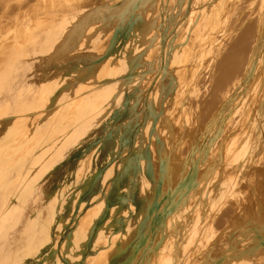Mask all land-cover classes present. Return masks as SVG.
Returning a JSON list of instances; mask_svg holds the SVG:
<instances>
[{
  "label": "bare ground",
  "instance_id": "1",
  "mask_svg": "<svg viewBox=\"0 0 264 264\" xmlns=\"http://www.w3.org/2000/svg\"><path fill=\"white\" fill-rule=\"evenodd\" d=\"M159 1L0 0V264H21L20 256L35 255L49 240L51 254L31 264H78L79 255L81 264H114L128 241L132 250L118 264H138L140 257L142 264H264V182L255 181L264 162V134L257 131L264 127V0L243 8L257 15L256 37L237 80L227 85L228 108L220 103L205 124L192 121L195 110L185 100L197 97L201 75L209 83L215 77L213 63L236 33L229 25L233 4L197 0L196 18L188 16L192 24L179 39L171 31L184 17L185 0H170L164 16ZM189 34L197 37L193 43ZM36 65L58 69L36 80ZM130 87L133 93L122 104ZM234 112L237 123L227 127ZM219 115L226 122L219 128L232 131L210 150L213 144L199 132L211 130ZM140 119L144 123L128 147L120 136ZM96 127L103 128L102 139L84 146ZM106 144L100 171L95 159ZM184 147L212 152L208 161L218 160L221 151L223 167L229 171L239 162L242 179L218 186L215 171L211 181L182 182L200 157L183 154ZM138 148H147L143 157L151 167L144 173L145 192L134 188L123 200L128 167L141 163ZM75 150L72 180L47 186V177ZM98 178L101 186L93 191ZM187 193L201 197L184 199ZM40 195L46 200L35 203ZM29 197L31 211L16 228ZM227 203L230 215L216 227ZM85 207L90 215L75 220ZM73 222L55 245L60 231L50 235V227L58 231ZM117 226L124 229L108 236L107 228ZM100 240L109 244L98 247Z\"/></svg>",
  "mask_w": 264,
  "mask_h": 264
},
{
  "label": "rangeland",
  "instance_id": "2",
  "mask_svg": "<svg viewBox=\"0 0 264 264\" xmlns=\"http://www.w3.org/2000/svg\"><path fill=\"white\" fill-rule=\"evenodd\" d=\"M229 3L233 4V11L230 14V21H229V25H232L236 31L235 35L230 39V41L228 42V48L224 51V53L222 55H220L216 61L213 63V69L215 70V77L212 79L211 83L208 82L209 77L208 75L206 77H200V81L197 85V88H199L198 90V94L197 97H194V95H192V98H190L188 101L185 100V104L186 105H191L195 110L194 114L192 115V121L198 124H205L208 121L211 120L212 116H214L215 110L218 107V105L220 103H223V107L224 110L225 108H228L231 100L230 99H224V94L227 91V85L232 86V84L237 80L238 76L241 73V70L244 67V58L246 56V54L250 51V48L252 46V43H254V39L256 37V28L258 25V20H257V15L254 12V9H252L250 12L244 11L243 8L247 7V4L249 2H252L254 0H228ZM174 3V1H172ZM170 2V0H160L159 1V8L162 9L160 14L162 16L165 15L166 10L171 7L173 5V3ZM27 4H31L32 0H27L26 2ZM169 3H171L169 5ZM4 5L5 3L0 2V10L2 11L4 9ZM201 5V3H198L197 0H185V4L183 5V15H182V20L181 22L178 23V25L176 26V28L173 29V31H171V34L173 35L176 34L177 38H181L182 35L186 34V27L187 25H191L192 21L190 19H188V16L191 17V19L193 18L195 20L196 15L198 13V9L199 6ZM247 13V14H246ZM189 17V18H190ZM190 35V34H189ZM171 36V35H170ZM169 36V37H170ZM263 38L262 40H260L261 43H264V35H262ZM193 37V38H192ZM197 37L193 36V34L190 35L189 43H193V41L196 39ZM191 45L186 46L184 49L186 50L185 52L188 54L189 53V48ZM74 65V61H68L67 63V67L65 68H72V66ZM43 67L36 65L35 71H34V77L36 80H39L40 78H42V75L44 72H46L49 76L53 75L56 73L58 67L56 66H50L49 68L45 69V71H43ZM115 76H118V71L114 72ZM180 77L183 78L184 77V72H182L180 74ZM236 87V91H237ZM239 91L241 90V86L238 88ZM134 87H130L125 93H124V97L122 99V104H124L126 102V99L128 96H131L133 93ZM234 89H231V91ZM235 91V92H236ZM238 91V92H239ZM238 92H236L235 94H238ZM179 101H181L179 99ZM236 99L234 100L233 104L235 103ZM237 102V101H236ZM128 104L124 105V109L127 108L128 109ZM240 104V103H239ZM114 107L116 108L117 105L113 104ZM260 105H264V103H260ZM130 106V105H129ZM230 108V107H229ZM233 108V107H232ZM234 109V108H233ZM232 109V110H233ZM236 110V109H235ZM228 115H230V113H228ZM264 116V114H263ZM238 118V113L234 112L232 114V119L230 120V124L227 125V127H232L233 125H235L237 123V119ZM142 119L139 120L138 124H132L131 127L125 131H123V135L120 136V138L122 140H124V143L127 144L128 147H130L133 144V140L136 137V134L138 132L139 127H141L143 125V120ZM224 120V115H219L218 119L215 120L213 122V128L211 130H201L199 133L200 135L204 136L205 141H208V143L213 144V146L210 147V150H214L215 144H217L222 136L224 134H228L230 133L232 130H227L225 129H221L219 128V126H223L226 124ZM258 133L260 134H264V127L263 124H260V126L258 127ZM104 134L103 128L102 127H96L95 129H93L92 131H90L84 138V146H88L90 145V143L94 142V141H98L99 139H102ZM202 136V137H203ZM126 140V142H125ZM125 145H123L122 143L119 146V149L122 150L124 149ZM109 148V144H106L104 147H102V150L97 154L96 159H95V164L101 166L99 169L100 171H103L104 167H102L106 162H105V153L107 151V149ZM250 148V147H249ZM248 148V153L249 154H254L256 151H251V149ZM128 151V150H126ZM147 148H138L137 153L140 156V162L138 165L136 164H130L129 165V172L131 175H128L127 177L124 178L123 180V187L121 189V197L122 199H126L127 197H129L132 194V190L134 188H137V192L139 194L145 192V187H146V180L144 179V173L151 169V167L149 165H147L145 163V161H147V157H143L147 155ZM261 152H264V146L262 147ZM186 153L188 154L190 157L198 154L200 155V157L197 160V164L194 166L193 164H191L190 167V172H189V178L185 181V180H181L182 182H187L188 180H194L196 182H201V181H211L212 177L211 174L214 173L215 171L218 172L219 176L216 177L215 181L217 182V185L220 186L223 184V186H229L230 183L233 182H237V180H241L242 177L239 176V167L238 164L239 162H237V164H235L232 168L229 169V171L227 169H225L223 167V164L225 163L222 158V153L221 151H217V154L219 155V159L215 160V161H208L206 160L209 155H211L212 152H207L204 151V149H202L201 151H195V150H189L187 149L186 152V148H183V154ZM73 154V156H70L69 159L64 162L63 164H61L55 171H53L46 179V185L47 186H51L52 182H67V181H71L72 180V170L73 168H75L76 166H78V162H77V157L79 155L78 151H74L72 153H70V155ZM124 154V153H123ZM125 154H127V152H125ZM131 154V151L128 153ZM133 155V153L131 154ZM264 157V155H263ZM143 161V162H142ZM229 164V163H228ZM207 165L209 167L208 170L205 171L204 166ZM199 170H197L196 168H200ZM200 171H205L203 172V174H200L197 176V173ZM196 173V176H195ZM56 174V175H55ZM11 177V175H9ZM66 178V179H65ZM144 179V180H143ZM255 181L257 183L258 186H260V184L262 182H264V162H260L258 169L256 170V176H255ZM101 178H98L96 180V182L93 185V191H97L100 186H101ZM44 181H42L39 186H41L42 188H44L45 186ZM130 186L131 189H127V186ZM201 197V195L199 194H191V193H187L184 194L183 198H188V197ZM261 196H264V194L262 193ZM41 197V199H40ZM165 197H167V195H165ZM257 197L260 198V195L257 194ZM46 200L45 196L40 195L39 199L35 201V203H43ZM29 203V204H28ZM26 204H28V208L24 209L22 214H21V218L19 219V223H17L18 225L16 226V228L20 227L22 224V217L23 220L26 218V216L29 214V212L31 211L29 209L30 206H33V204L30 201V197L27 199ZM227 208L223 209V211L219 214V218L217 217L215 224L216 227L217 226H221L224 223V219L221 218V216H225V218L227 216L230 215L229 212H227V209L229 207L232 206V203H227ZM31 208V207H30ZM90 215V210H87V207H85L84 209H82V211H80V216L77 217L75 220H80L82 219L84 216L86 215ZM102 213L100 215H98L96 217V219L93 221V226H92V230L90 231V237L94 236L93 230L94 228L97 227L98 222L102 219ZM120 219H118L119 221ZM74 223H71L70 225H68L67 227L63 228V229H59L58 231H56V229L54 227H50V235L57 233L60 231L58 238H57V242L55 245L60 244V240L63 238L64 234H67L74 226ZM124 229L123 227H110L107 228L108 230L107 235L109 236L111 233L118 231L119 229ZM137 234V232H132V231H128V235H133L135 236ZM55 236V234L53 235ZM132 236V237H133ZM89 237V239H91ZM131 242L132 241H128V243L126 244L125 249H123L122 254L120 253L114 261V264H118L120 261H124V259L126 258V255H128L132 248H131ZM51 244H52V240H49L45 243L44 247L41 248V250H39L38 253H36L35 255H31L30 257L24 258L22 256L19 257V262L21 264H31L34 263L38 260L39 255L43 254V255H47L49 256L52 252L51 250ZM54 244V242H53ZM109 243L105 242L103 240H100L98 242V247H106ZM21 249H17L18 253H21ZM84 250L79 248L78 252H83ZM91 252V251H90ZM82 259L83 257L81 255H79L75 261H77L78 264L82 263ZM138 264H142V262L144 263V261H142V258L140 257V259L138 260ZM146 262V259H145ZM146 264V263H145Z\"/></svg>",
  "mask_w": 264,
  "mask_h": 264
},
{
  "label": "crops",
  "instance_id": "3",
  "mask_svg": "<svg viewBox=\"0 0 264 264\" xmlns=\"http://www.w3.org/2000/svg\"><path fill=\"white\" fill-rule=\"evenodd\" d=\"M148 233H153L152 231H148Z\"/></svg>",
  "mask_w": 264,
  "mask_h": 264
}]
</instances>
